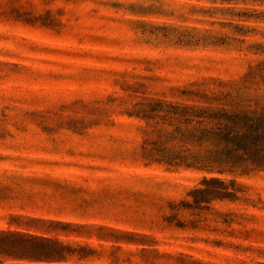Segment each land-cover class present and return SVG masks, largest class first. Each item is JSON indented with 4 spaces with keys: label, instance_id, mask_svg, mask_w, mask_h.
Segmentation results:
<instances>
[{
    "label": "rangeland",
    "instance_id": "rangeland-1",
    "mask_svg": "<svg viewBox=\"0 0 264 264\" xmlns=\"http://www.w3.org/2000/svg\"><path fill=\"white\" fill-rule=\"evenodd\" d=\"M262 44L264 0H0V264H264L263 137L170 167L138 108L264 119Z\"/></svg>",
    "mask_w": 264,
    "mask_h": 264
},
{
    "label": "trees",
    "instance_id": "trees-1",
    "mask_svg": "<svg viewBox=\"0 0 264 264\" xmlns=\"http://www.w3.org/2000/svg\"><path fill=\"white\" fill-rule=\"evenodd\" d=\"M195 36L196 34H192L191 30H186L182 36L175 38L184 45L202 41L203 37ZM259 49L264 53V44L259 45ZM138 108L144 113L142 117L150 122V127L154 128L159 136L163 132H168V148L162 146L166 141L148 143L150 147L146 156L159 146L160 148L153 152L156 155L153 160L158 163L168 162L170 167L221 170L213 165L217 161L212 158L222 154L223 145L228 146L242 136L243 139H253L258 136L264 139L262 114L249 108L242 109L237 105L225 107L151 99L138 103ZM179 142H182V145H178ZM205 142L213 146L211 150L201 151L192 147ZM165 149H168V153ZM239 159L242 160L241 156ZM23 254L35 256L28 251Z\"/></svg>",
    "mask_w": 264,
    "mask_h": 264
}]
</instances>
